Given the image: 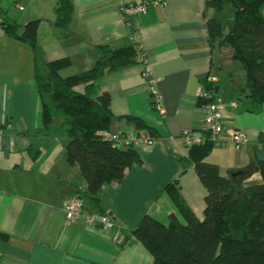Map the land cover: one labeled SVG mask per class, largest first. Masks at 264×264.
<instances>
[{
	"label": "crops",
	"instance_id": "obj_1",
	"mask_svg": "<svg viewBox=\"0 0 264 264\" xmlns=\"http://www.w3.org/2000/svg\"><path fill=\"white\" fill-rule=\"evenodd\" d=\"M143 1L149 0H72L73 22L61 30L54 25L59 0H0V124L13 126L0 134V233L10 238L0 239V264H153L152 254L133 231L146 216L168 225L176 215L184 223L167 186L175 184L184 203L204 220L208 191L196 164L217 165L222 176L230 177L252 160H264V105L253 106L245 91L243 67L224 56L220 42L209 35L208 20L216 17L222 22V14L207 8V0H166L145 15L121 12L122 6ZM34 20H41L38 47L44 60L71 59V67L61 75L71 72L63 77L93 68L101 57L99 46L118 50L132 43L134 33L140 35L147 65L139 60L107 71L97 81L99 94L112 98L109 134L141 130L126 116L139 118L156 134L154 145L137 148L142 164L99 192V208L115 222L112 231L66 218L65 200L83 193L87 184L78 166L69 164L66 143L56 135V127L53 135L42 133L33 50L1 28L7 22L24 26ZM223 32L229 30L223 27ZM39 66L44 70L43 62ZM147 69L163 95L164 115L154 107L150 84L143 77ZM209 77L217 82L210 84ZM202 90L212 91L214 102L239 103L224 113L223 140L228 142L231 132L241 131L251 139L248 147L237 150L229 143L205 154L206 147L181 141L185 130L201 132L208 102L201 98ZM32 147L41 151L38 161ZM260 179L255 174L245 184ZM85 213H98L89 200Z\"/></svg>",
	"mask_w": 264,
	"mask_h": 264
},
{
	"label": "trees",
	"instance_id": "obj_2",
	"mask_svg": "<svg viewBox=\"0 0 264 264\" xmlns=\"http://www.w3.org/2000/svg\"><path fill=\"white\" fill-rule=\"evenodd\" d=\"M207 8L223 13L234 8V24L227 34L219 18L207 22L212 41L233 50V60L246 73L247 97L254 107L264 105V0H207ZM55 27L68 29L75 13L72 0H59L55 8ZM41 20L26 25L4 23L5 34L27 44L35 55V81L42 103L44 136L54 134L66 143L69 164L77 165L86 190L78 194L89 200L92 209L100 214L99 192L106 184L121 182L128 171L142 164L136 147L115 146L103 134L111 128L114 116L112 98L99 94L97 81L107 72L139 62L141 50L134 43L113 50L99 46L101 57L90 70L62 77L61 72L72 65L69 58L46 62L39 52L38 30ZM43 62L44 70L39 66ZM84 86V92L76 89ZM125 119L138 129H148L139 118ZM148 131L155 136L154 130ZM264 142V137H263ZM206 147L208 154L214 148ZM35 161L41 151L32 147ZM196 173L207 188L204 220H200L184 203L177 186L166 191L180 211L184 223L171 215L168 225L150 216L142 219L133 236L152 254L153 264H264V160H252L233 178L224 177L217 165L196 164ZM259 174L258 182L245 184L246 179ZM244 176V180L241 177ZM0 239L9 241L7 234Z\"/></svg>",
	"mask_w": 264,
	"mask_h": 264
},
{
	"label": "built area",
	"instance_id": "obj_3",
	"mask_svg": "<svg viewBox=\"0 0 264 264\" xmlns=\"http://www.w3.org/2000/svg\"><path fill=\"white\" fill-rule=\"evenodd\" d=\"M166 0H149L139 2L137 4H129L121 7V12L124 16L145 15L152 7L165 5ZM140 35L134 33L131 37V42L136 44L141 50L140 62L147 65V58L142 52V47L139 42ZM143 77L149 82V92L156 110L164 115L165 109L163 105V95L155 88L152 81V73L149 69L145 71ZM210 84L217 82L216 78L209 77ZM201 98L206 99L208 102L203 107L205 114L204 122L199 134H195L190 130H185L181 134V141L187 146L205 145L212 143L214 146H221L226 144H233L237 150H241L248 147L251 144L250 137L241 131L231 132L228 142L223 140V135L226 132V125L224 123V113L230 107L236 109L239 107L237 101L233 102H214L212 101V91L202 90L200 94ZM13 126L10 123L0 124V134L5 129H11ZM103 137L106 140L111 141L115 146L127 147L134 146L138 148L140 145L152 146L156 142V137L153 136L148 130H135L127 133L109 134L105 132ZM63 209L66 218L69 222H74L79 219H84L90 226H99L105 231H112L115 229V222L108 214L100 213H85V200L79 196H73L65 200Z\"/></svg>",
	"mask_w": 264,
	"mask_h": 264
},
{
	"label": "rangeland",
	"instance_id": "obj_4",
	"mask_svg": "<svg viewBox=\"0 0 264 264\" xmlns=\"http://www.w3.org/2000/svg\"><path fill=\"white\" fill-rule=\"evenodd\" d=\"M220 17H221L222 22H223L224 30L225 31L230 30V27L234 24V8L232 6L227 7ZM222 49L224 50V56H226V57L231 56L232 57L233 50L231 48L222 47ZM74 69H76V71H79L78 70L79 68L74 67ZM72 71H73V69H72ZM68 72H71V71H68ZM68 72L65 71L64 73H62V77H63V75L64 76L67 75L66 73H68Z\"/></svg>",
	"mask_w": 264,
	"mask_h": 264
},
{
	"label": "water",
	"instance_id": "obj_5",
	"mask_svg": "<svg viewBox=\"0 0 264 264\" xmlns=\"http://www.w3.org/2000/svg\"><path fill=\"white\" fill-rule=\"evenodd\" d=\"M238 175H242V172H237L232 175L233 178H236ZM241 180H244V176L241 177Z\"/></svg>",
	"mask_w": 264,
	"mask_h": 264
}]
</instances>
